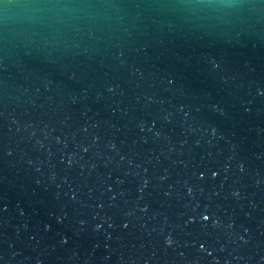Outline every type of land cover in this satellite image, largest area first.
Masks as SVG:
<instances>
[{
    "label": "water",
    "instance_id": "obj_1",
    "mask_svg": "<svg viewBox=\"0 0 264 264\" xmlns=\"http://www.w3.org/2000/svg\"><path fill=\"white\" fill-rule=\"evenodd\" d=\"M0 264H264V0H0Z\"/></svg>",
    "mask_w": 264,
    "mask_h": 264
}]
</instances>
